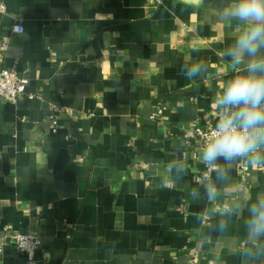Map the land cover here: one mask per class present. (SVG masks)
I'll return each instance as SVG.
<instances>
[{
  "label": "crops",
  "instance_id": "crops-1",
  "mask_svg": "<svg viewBox=\"0 0 264 264\" xmlns=\"http://www.w3.org/2000/svg\"><path fill=\"white\" fill-rule=\"evenodd\" d=\"M0 2V71L27 76L33 94L0 97V238L38 233L35 264H189L188 247L205 264H241L232 240L197 219L210 207L190 196L204 193L201 149L184 137L217 122L214 96L236 72L216 0ZM186 61L206 71L189 79ZM241 163L221 187L254 200L264 171L250 164L243 179ZM229 235H243L242 218ZM23 261L7 242L0 264Z\"/></svg>",
  "mask_w": 264,
  "mask_h": 264
},
{
  "label": "clouds",
  "instance_id": "clouds-1",
  "mask_svg": "<svg viewBox=\"0 0 264 264\" xmlns=\"http://www.w3.org/2000/svg\"><path fill=\"white\" fill-rule=\"evenodd\" d=\"M216 7V19L233 26L232 42L224 54L236 72L214 96L219 118L201 147V161L215 178L205 174L203 196L196 188L190 196L194 202L204 199L210 206L197 219L220 237L232 240L231 254L241 264H264V191L254 200L240 202L221 187L230 186L229 170L237 161L264 166V0H216ZM205 71L203 61H186L183 68L189 79ZM168 172L180 178L186 172L185 162L171 161ZM233 218H242L240 238L229 235Z\"/></svg>",
  "mask_w": 264,
  "mask_h": 264
},
{
  "label": "built area",
  "instance_id": "built-area-1",
  "mask_svg": "<svg viewBox=\"0 0 264 264\" xmlns=\"http://www.w3.org/2000/svg\"><path fill=\"white\" fill-rule=\"evenodd\" d=\"M147 3H154V0H146ZM0 10H4V5L0 2ZM24 28L21 24L14 25L12 31L15 33L23 32ZM6 49V44L2 46V50ZM29 78L24 74H20L15 68H6L0 71V97L7 101H18L23 97H32L33 94L26 93L27 86L29 84ZM165 107L158 108L151 116V119H157L158 117L164 115ZM55 126L53 131L56 133L58 131L57 120H53ZM215 125L211 123L209 127H204L199 124H194L190 126L185 132V139H190L191 137L196 138L200 143V149L203 142L209 132V130ZM250 163L246 160H242L241 168L243 171V179H245L249 171ZM260 169L264 171V166L260 165ZM205 174L212 177L213 173H208L207 168L203 164L201 179L203 180ZM10 242L14 245L15 249L24 255L23 264H35L36 251L41 245V236L36 233H6L5 237L0 238V256L4 251L5 244ZM189 255V264H205L200 259V252L196 247L187 248Z\"/></svg>",
  "mask_w": 264,
  "mask_h": 264
}]
</instances>
